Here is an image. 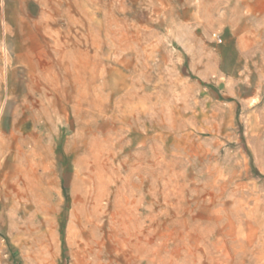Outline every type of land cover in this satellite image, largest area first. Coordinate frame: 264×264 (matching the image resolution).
Returning <instances> with one entry per match:
<instances>
[{"label":"rangeland","instance_id":"374dc122","mask_svg":"<svg viewBox=\"0 0 264 264\" xmlns=\"http://www.w3.org/2000/svg\"><path fill=\"white\" fill-rule=\"evenodd\" d=\"M0 264H264V0H0Z\"/></svg>","mask_w":264,"mask_h":264},{"label":"built area","instance_id":"2783aa9c","mask_svg":"<svg viewBox=\"0 0 264 264\" xmlns=\"http://www.w3.org/2000/svg\"><path fill=\"white\" fill-rule=\"evenodd\" d=\"M218 43H221L222 42V40L219 38V39H217L216 40Z\"/></svg>","mask_w":264,"mask_h":264}]
</instances>
